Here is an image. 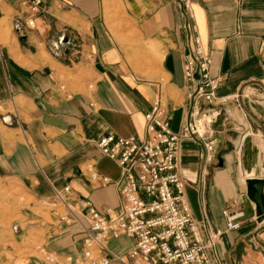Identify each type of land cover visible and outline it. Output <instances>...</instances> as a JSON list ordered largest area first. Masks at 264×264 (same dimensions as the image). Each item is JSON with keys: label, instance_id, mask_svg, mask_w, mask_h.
Returning <instances> with one entry per match:
<instances>
[{"label": "crops", "instance_id": "0c3cea01", "mask_svg": "<svg viewBox=\"0 0 264 264\" xmlns=\"http://www.w3.org/2000/svg\"><path fill=\"white\" fill-rule=\"evenodd\" d=\"M188 1L190 33L212 57L218 98L229 101L214 126L212 162L198 140L181 143L185 200L200 224L204 206L211 229L222 231L217 250L225 264H264V221L246 185L264 180V131L253 118L264 125V0ZM21 15L18 3L0 0V264H75L80 229L61 225L39 201L69 185L73 199L101 212L120 207L121 168L98 141L110 133L143 139L145 113L159 93L179 131L192 88L183 76L191 21L176 0H47L21 42L14 28ZM147 63L157 70L152 79L129 71ZM92 172L114 183L98 188ZM238 207L241 226L228 231L223 211ZM133 245L125 237L109 244L115 253Z\"/></svg>", "mask_w": 264, "mask_h": 264}, {"label": "built area", "instance_id": "2783aa9c", "mask_svg": "<svg viewBox=\"0 0 264 264\" xmlns=\"http://www.w3.org/2000/svg\"><path fill=\"white\" fill-rule=\"evenodd\" d=\"M3 1L18 3L22 15L15 20L14 28L22 37L35 28L47 0ZM176 1L191 21L185 26L191 43L183 66L184 80L192 86L186 96L187 120L174 132L166 102L159 93L145 113L143 139L112 133L100 138L101 153L117 163L122 172L116 182L120 195L117 210L106 207L101 212L89 200L73 199L69 185L54 188L52 198L39 201L44 209L56 214L61 225L80 229L82 258L75 264H225L217 250L222 231L211 229L204 206L205 224H200L185 200L178 156L183 141L196 139L203 147L206 163L215 159L214 126L229 99L218 98L221 81L212 75V57L200 37L190 33L195 27L189 1ZM90 183L104 188L114 182L92 172ZM223 217L226 230L240 228L239 207L223 211ZM123 237L133 240L134 245L124 253H115L109 244ZM40 253L49 263L58 262L57 255L45 248H40Z\"/></svg>", "mask_w": 264, "mask_h": 264}, {"label": "water", "instance_id": "95a60500", "mask_svg": "<svg viewBox=\"0 0 264 264\" xmlns=\"http://www.w3.org/2000/svg\"><path fill=\"white\" fill-rule=\"evenodd\" d=\"M17 33H19L17 31ZM25 37L22 36L20 39L21 42H25ZM196 79H198V76H196ZM253 117V116H252ZM254 120L260 125L262 130L264 131V125L257 120L255 117H253ZM255 138H253L254 140ZM250 146V140L247 138L245 139V142L243 144V159H245L248 156V149ZM223 166V161L220 160V167ZM247 170V168H246ZM249 172H251V168L248 169ZM247 185V195L248 197L255 203L256 209H257V215L259 217V222L264 221V180H252L249 179L246 181ZM261 246L264 248V244L258 241Z\"/></svg>", "mask_w": 264, "mask_h": 264}, {"label": "rangeland", "instance_id": "374dc122", "mask_svg": "<svg viewBox=\"0 0 264 264\" xmlns=\"http://www.w3.org/2000/svg\"><path fill=\"white\" fill-rule=\"evenodd\" d=\"M140 59H146V58H144L143 56H141ZM147 64L150 65L149 63H147ZM129 71L133 72V74H136V75L137 74H142V75H145V78H150L149 77L150 76L149 74H151L153 72H156L157 70L152 65H150V66H147V68H145V69L133 68V69H130ZM150 79H152V78H150ZM216 153H217V148L215 149V157H216Z\"/></svg>", "mask_w": 264, "mask_h": 264}, {"label": "bare ground", "instance_id": "6f19581e", "mask_svg": "<svg viewBox=\"0 0 264 264\" xmlns=\"http://www.w3.org/2000/svg\"><path fill=\"white\" fill-rule=\"evenodd\" d=\"M244 142H245V140H244Z\"/></svg>", "mask_w": 264, "mask_h": 264}]
</instances>
